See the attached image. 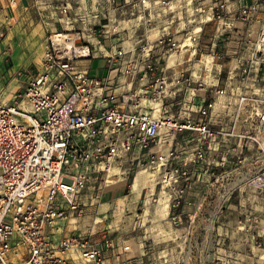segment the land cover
<instances>
[{"label":"built area","instance_id":"2783aa9c","mask_svg":"<svg viewBox=\"0 0 264 264\" xmlns=\"http://www.w3.org/2000/svg\"><path fill=\"white\" fill-rule=\"evenodd\" d=\"M70 2L64 0L59 9L63 16ZM19 4L0 0V47ZM100 27L98 32L94 27L48 32L37 72L17 68L0 77V264H102L112 240L105 234L94 243L82 233L62 235V222L82 212L84 190L93 177L104 180L123 163L165 167L160 178L170 185L186 187L190 179L187 167L171 163L172 150L154 152L161 128L154 108L135 109L128 90L118 92L125 78L139 74L141 80L151 79L161 71L159 61L151 60L146 44L130 55L122 47L106 51L101 37L116 27ZM165 41L158 39L160 44ZM260 44L264 46V37ZM99 56L109 68L103 79L92 75L86 64ZM1 64L0 59V69ZM9 78L17 88L6 98ZM214 101L201 106L202 116L210 113ZM255 115L264 131V96ZM197 129L209 132L205 124ZM195 159H204L201 150ZM179 203L176 199L173 204Z\"/></svg>","mask_w":264,"mask_h":264},{"label":"rangeland","instance_id":"374dc122","mask_svg":"<svg viewBox=\"0 0 264 264\" xmlns=\"http://www.w3.org/2000/svg\"><path fill=\"white\" fill-rule=\"evenodd\" d=\"M49 3L55 2L39 0L37 4L28 6L20 1L4 30V42L0 47V77L5 71L13 72L17 68L37 72L48 36L46 27L51 21L48 8L44 7ZM257 5L253 4L250 9L255 11ZM214 17L217 21L220 19L216 14ZM154 19L148 27L155 24ZM179 19L182 21V16ZM198 25L181 23L178 31L172 30L171 33L169 30L167 34L175 37V46L169 45L171 50L168 53L178 58L179 68L194 64L195 67L189 70L197 73L207 69L203 75L210 77L216 74L212 71V60L207 66L198 61H204L213 52L207 41L209 35L195 29ZM262 37L264 31L257 41L258 48L264 53V46L260 44ZM221 38L220 44H228L229 54L234 58V31L226 32ZM183 44L186 45L182 47ZM223 45L217 47V53L226 49ZM192 50H195L193 54ZM258 57L264 60V54ZM187 58L189 61L182 63ZM221 59L214 58V61ZM95 66L101 68L103 65L97 61ZM253 69L250 76H256L252 81L262 87L264 61L256 60ZM95 76L99 79L105 77L101 73ZM11 79L8 80L6 98H11L17 88L15 81L10 83ZM125 79L128 80L119 85L118 92L128 90L135 100L132 102L138 105L135 109L145 110L144 99L154 101L158 97L152 79L146 83V93L143 91L144 80L139 74L134 79ZM185 93L183 91L181 97ZM263 96L264 91L251 95L254 106L258 107ZM206 169L207 173L202 170L198 177L195 175L189 179L193 183L188 188L184 183L170 185L162 182L159 171L145 164L123 163L120 169L115 167L108 176L105 175L104 180L93 177L87 183L82 212L62 222V235L82 233L84 239L92 243L104 234L111 240L115 237L112 247L119 248L116 260L126 264H264V166L253 176L244 174L241 192L233 190V180L225 183L221 177L222 168ZM140 170L144 172L136 187L138 190L131 192L132 181ZM109 179H125V184L119 187L120 191L117 189L115 199L101 204V191L106 185L105 180ZM181 188L183 192L179 193ZM117 199L120 200L117 202ZM176 199L180 200L178 205L173 204ZM164 205L165 212L162 211Z\"/></svg>","mask_w":264,"mask_h":264},{"label":"crops","instance_id":"0c3cea01","mask_svg":"<svg viewBox=\"0 0 264 264\" xmlns=\"http://www.w3.org/2000/svg\"><path fill=\"white\" fill-rule=\"evenodd\" d=\"M20 1L28 6L39 2ZM54 2L44 6L48 8L51 19L46 27L47 32L63 28L90 30L92 27L98 32L100 26L106 24L110 28L116 27V31L110 29L101 37L102 48L106 51L114 52L122 47L130 55L131 50L146 44L151 60H158L161 67V71L151 78L158 95L154 100L157 103L154 115L161 121L154 152L166 154L172 150L175 157L171 163L187 167L190 180L195 175L198 177L206 167H220L225 183L233 180V190L241 192L244 174L253 176L264 166V131L259 128L255 115L257 106L252 100L241 101L242 97L251 99V95L264 91V85L258 87L252 81L256 74L250 76L256 60L264 61L258 57L264 53L257 42L264 31V0H145V3L141 0H71L66 16L59 11L64 0ZM253 4H258L255 11L250 9ZM215 14H221L222 18L215 20ZM152 19L155 24L148 27ZM181 23H197L199 25L195 29L209 35L207 41L213 53L198 62H204L207 66L212 60V71L217 76L203 75L204 71L208 72L205 68L197 73L189 70L195 67L194 64L179 68L178 58L168 53L171 49L166 41H175V37L171 38L167 33L169 30L176 31ZM228 31H234V58L229 54V45L220 44L222 35ZM161 37L166 39L164 44L158 42ZM222 45L226 49L217 53V47ZM194 52L192 50V54ZM214 58L222 59L217 62ZM97 61L102 62L101 68L95 66ZM188 61L189 58L182 63ZM86 64L92 75L101 73L106 76L108 73L107 60L102 56L92 57ZM220 71H223L222 74ZM147 82L145 79L146 92ZM219 90L222 93H217ZM183 91L186 93L181 97ZM213 99L212 110L207 116H202L199 111L201 106ZM164 121H167V126L163 124ZM202 124L209 132L197 129ZM198 149L203 152L204 159L192 161ZM155 169L160 173L165 167ZM192 183L186 182L188 188ZM117 189L120 191L121 188L102 193L101 204L115 199ZM114 239L112 244L115 243ZM118 251L119 248L114 246L105 250L102 264H126L116 260L119 258L116 256Z\"/></svg>","mask_w":264,"mask_h":264},{"label":"bare ground","instance_id":"6f19581e","mask_svg":"<svg viewBox=\"0 0 264 264\" xmlns=\"http://www.w3.org/2000/svg\"><path fill=\"white\" fill-rule=\"evenodd\" d=\"M111 75H114V71L111 73ZM142 91V90H141ZM144 102L146 103V106H151V108H154V107H157V103H155L154 101H151V100H147V99H144ZM155 113V112H153ZM142 172L144 171H138L132 181V184H131V192L133 191H137L138 189L136 188L137 187V183H138V180L140 179V176L142 174ZM146 182V180H144ZM125 184V179H115V180H107L106 181V185L104 187V189L106 191L108 190H114L118 187H121ZM168 206V204H167ZM166 207V205H164L162 208V211L165 212L164 208Z\"/></svg>","mask_w":264,"mask_h":264}]
</instances>
